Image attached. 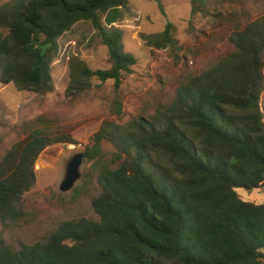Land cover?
<instances>
[{"label":"trees","instance_id":"16d2710c","mask_svg":"<svg viewBox=\"0 0 264 264\" xmlns=\"http://www.w3.org/2000/svg\"><path fill=\"white\" fill-rule=\"evenodd\" d=\"M193 4L192 15L207 12ZM126 7L127 0L1 5L0 83L52 92L59 40L87 22L108 48L112 67L93 70L74 57L70 91L88 90L93 78L119 90L137 59L124 51L123 31L104 22H116ZM173 30L167 22L143 41L152 50H181ZM230 41L234 52L188 75L152 116L125 125L106 121L94 134L85 159L99 165L102 192L92 202L99 220L62 222L44 241L18 248L0 239V264H264V204L237 193L264 189V15L236 29ZM113 112L121 115L120 103ZM29 131L0 161L3 227L25 216L23 198L35 185L39 155L52 144L71 143L43 127ZM105 140L116 149L109 163L102 160Z\"/></svg>","mask_w":264,"mask_h":264},{"label":"rangeland","instance_id":"374dc122","mask_svg":"<svg viewBox=\"0 0 264 264\" xmlns=\"http://www.w3.org/2000/svg\"><path fill=\"white\" fill-rule=\"evenodd\" d=\"M11 1L0 0V6ZM193 5V0H127L115 24L104 22L109 30L123 31L124 51L137 59L134 73L123 80L119 90L113 81L93 78L88 90L70 91V61L74 57L93 70L112 67L108 48L87 22L77 24L59 40L58 56L52 64V92H19L13 84L0 83V161L14 144L27 138L32 127H43L71 140L52 144L39 155L35 185L23 198L25 216L7 227L0 223V239L18 248L21 243L44 241L62 222L82 217L99 220L92 206L102 192L96 159H84L82 180L71 191L61 193L58 186L65 160L86 152L106 121L125 125L152 116L159 105L170 103L188 75L201 74L235 51L230 37L236 29L264 15V0H195L196 8L207 10L196 15H192ZM167 22L174 25L173 35L181 50L147 47L143 37L162 32ZM115 102L121 104L120 116L113 112ZM261 105L264 109V93ZM102 144V160L109 163L115 148L107 140ZM237 193L244 201L264 204V189L239 188Z\"/></svg>","mask_w":264,"mask_h":264},{"label":"water","instance_id":"95a60500","mask_svg":"<svg viewBox=\"0 0 264 264\" xmlns=\"http://www.w3.org/2000/svg\"><path fill=\"white\" fill-rule=\"evenodd\" d=\"M103 147L104 144H102V152L105 151ZM84 159H85V152H77L71 155L70 157H68L67 160H65V163L63 165L64 168L63 175L58 186L59 191L61 193H67L71 191L82 180L83 178L82 165Z\"/></svg>","mask_w":264,"mask_h":264},{"label":"crops","instance_id":"0c3cea01","mask_svg":"<svg viewBox=\"0 0 264 264\" xmlns=\"http://www.w3.org/2000/svg\"><path fill=\"white\" fill-rule=\"evenodd\" d=\"M115 24V23H114Z\"/></svg>","mask_w":264,"mask_h":264}]
</instances>
